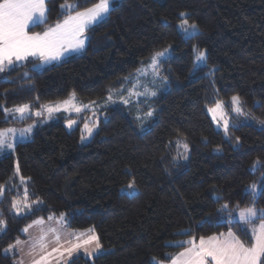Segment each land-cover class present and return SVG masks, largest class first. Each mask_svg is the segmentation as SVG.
<instances>
[{"label": "trees", "instance_id": "16d2710c", "mask_svg": "<svg viewBox=\"0 0 264 264\" xmlns=\"http://www.w3.org/2000/svg\"><path fill=\"white\" fill-rule=\"evenodd\" d=\"M95 1L67 0L78 6L64 10L66 0H45L46 18L37 26ZM181 19L198 26L192 38L177 29ZM86 33L85 49L60 62L36 69L30 60L0 73V127L35 118H13L3 107L33 109L73 92L83 102L104 99L109 90L113 97L127 93L137 69L171 46L158 68L161 84L141 108L98 107L102 115L85 143L79 126L63 124L72 115L58 114L0 154L6 189L0 264H18L5 247L27 223L61 213L67 229L92 228L102 245L94 257L75 256L68 264H166L188 246L177 242L229 230L250 244V228L230 217L241 208H264V0H117ZM193 45L206 53V65L195 70ZM234 95L252 120H239L225 135L207 108L227 105ZM149 109L152 115L139 120L138 110ZM254 183L260 184L255 194L247 189ZM25 187L29 200L42 203L14 213L12 200L23 201Z\"/></svg>", "mask_w": 264, "mask_h": 264}, {"label": "snow or ice", "instance_id": "6c2138e0", "mask_svg": "<svg viewBox=\"0 0 264 264\" xmlns=\"http://www.w3.org/2000/svg\"><path fill=\"white\" fill-rule=\"evenodd\" d=\"M78 5L68 3L67 0L61 5L64 9H74ZM112 10V0H99L98 3L93 4L89 8H85L82 11H75V14H70L63 20V22L57 23L54 27H49L44 32H32L27 31L30 22H43L45 16V0H0V73L4 72L6 68L13 65L16 62L26 61L29 57H37L42 62H51L58 60L66 52L78 51L84 47L87 36L85 35L87 29L93 23L102 20ZM185 13H180L181 17H185ZM178 29L186 38H192L195 35L197 25L195 23H189L187 19H181L177 25ZM171 46H169L170 48ZM169 48H165L162 51L156 52L150 59V65L154 74L159 75L158 68L162 58H165L169 53ZM193 51L195 53L193 60V69L206 65V53L205 51L198 50L193 45ZM37 67V65H33ZM140 69H137L139 72ZM130 80L131 78H125ZM137 95H143L144 93H133ZM155 95V92L148 93ZM119 100L124 104H128L129 100L123 95L117 93ZM75 93L73 92L69 99L61 102L43 105L42 108L51 117L53 113L59 111L62 107L66 111H75L80 113L83 109L95 105L92 101L89 105L77 106L75 103ZM113 99V93L109 90V94L106 98L107 103H115ZM223 107V102L217 101L215 107L209 108V111L213 113V119L218 124H222L225 135L228 134L230 121L225 118L226 113H222L218 118L216 112ZM231 109L234 113L240 116L247 117V113L244 112L240 97H231ZM29 110V105L16 106L13 109L3 107L5 114L18 113L23 116ZM36 116L43 115V112L37 111ZM147 116H151L152 112L146 113ZM98 118L95 117V111L93 109V122L91 125L88 122L84 123L81 140L86 139L87 136H91L93 130L98 126ZM77 123L76 120L68 119L67 126L72 128ZM264 125V121H261ZM31 131V127L26 129ZM15 129L0 130V151L5 149H13L14 144L12 139H9V135L14 137ZM183 147L187 149L188 145L184 144ZM260 162L257 161L253 165L255 168ZM17 173L19 168L17 166ZM20 182L23 184L26 182V178L19 176ZM128 188H133V183L128 185ZM253 194L256 192V185H251ZM5 186L0 185V196L5 192ZM29 193L27 187L24 189L23 201L16 198L12 200V208L17 214H23L25 210L29 213L33 208V204H40L41 201L29 202ZM21 203L23 207H21ZM229 205L227 203L221 205L220 211L227 210ZM231 215V213H229ZM239 220L248 225L251 231V243L246 244L240 239L234 232L229 230L227 234L220 233L219 235H210L207 237L200 236L199 242H196V238L193 237L187 241L177 242L178 245L184 244L190 245L186 247L184 251L179 253L178 256L172 257V264H264V209H256L255 207L241 208L238 212ZM259 219L260 223L257 225L255 221ZM49 222L55 221V226L45 227V220L43 217H38L32 224L26 225L21 229L22 233H28L31 228L37 226L41 229V233L38 237L29 241H21L19 238L14 243L9 244L5 249L6 252L22 251L23 245L27 244L30 248V254L35 253L36 249H40L38 258L33 257L32 264H46L49 256L52 253H60V255L67 254L71 256L74 252L83 250L92 255L97 250L101 249L99 237L95 235L94 230L89 229L87 233H77L75 231L65 232L67 227V221L63 213L59 217L51 215L47 218ZM6 227V221L0 219V232H3ZM182 233L187 234L188 229L181 230ZM63 235V242H62ZM75 241V242H73ZM54 244L55 247L51 248V251H47L49 244ZM18 264H23V261H19Z\"/></svg>", "mask_w": 264, "mask_h": 264}, {"label": "rangeland", "instance_id": "374dc122", "mask_svg": "<svg viewBox=\"0 0 264 264\" xmlns=\"http://www.w3.org/2000/svg\"><path fill=\"white\" fill-rule=\"evenodd\" d=\"M117 1V0H112V5L113 3ZM99 0H96L94 3H92L91 5H88L87 7L85 8H89L91 7L93 4H96L98 3ZM70 3V2H69ZM64 4V3H61V5ZM73 4V3H72ZM46 7V5H45ZM61 7V6H60ZM84 8V9H85ZM64 9V8H63ZM82 9V10H84ZM66 10V9H64ZM82 10H75V11H82ZM75 11L71 14H75ZM46 11H45V16L43 18V21L45 20L46 18ZM70 14V13H69ZM65 15L64 17H62V19H59V20H56V21H53L51 22L50 24H47L45 27H40L37 26L38 24H40L41 22H35V23H32L30 22L29 25H28V28H27V31H29V33H32V32H44L45 30H47L49 27H54L57 23L59 22H63V20L69 15ZM107 16H105L104 18H106ZM103 18V19H104ZM181 20L178 21V23L176 24V26L180 23ZM99 22V21H98ZM97 23V22H96ZM96 23H93L92 25H95ZM189 23H192V22H189ZM90 25V26H92ZM178 29V27H177ZM198 28L195 31V33L197 32ZM180 31V30H179ZM181 32V31H180ZM85 35L88 37V34L85 33ZM184 36V35H183ZM185 37V36H184ZM87 40V39H86ZM86 40H85V44H84V47L78 51H70V52H66L64 55H62L58 60H53L51 62H42L41 60H39V58L37 57H29L26 61H20V62H16L14 63L13 65L9 66L8 68L12 67V66H19V64H23V63H26L30 60H36L34 63H32V66L33 65H37V67H34L36 69H42V67H45V66H48V65H51L53 64L54 62H60L62 60H64L66 57H68L69 55H72V54H75L77 52H81L85 46H86ZM165 48H169V46H166L164 47L163 49H160V50H156L154 51L153 53L155 54L156 52H159V51H162L164 50ZM171 54L170 52V48H169V53L166 57H168L169 55ZM165 57V58H166ZM165 58H162L161 60L165 59ZM151 61L148 63V65H150ZM147 65L143 66V68H141V70L139 72H137V74L135 75V82L132 83V88H130L128 90L127 93H123L122 95L129 100V103L126 104V105H136L137 108H141L142 106L146 105L148 103V99L149 97H152V95L148 94L150 92H157V88H159L160 84H161V75H156L153 73L151 67H146ZM6 68V69H8ZM5 69V70H6ZM158 73H159V69H158ZM167 87V86H166ZM165 87V88H166ZM133 93H144L143 95H137V94H133ZM71 95V94H70ZM70 95H68L66 97V99H69ZM234 96H237V95H234ZM107 97V96H106ZM105 97V98H106ZM101 99L99 101H94L95 102V105L93 106H90L88 108H85L83 109L80 113H76L75 111H66L64 110V108L62 107L59 111L55 112L52 114L51 117L48 116L47 112L42 108V106L40 107H37V108H31L29 106V110L23 115V116H20V114L18 113H8L10 114L13 118H16V119H20L22 120V118L24 117H27V116H35V118H33V120H29V121H25L23 122L22 124H17V123H14V122H11V124H8V125H5L3 127H0V130H4V129H15L16 132L14 134V137L12 134L9 135V139H12V142L13 144L15 145L16 142H19V141H23V140H29L31 139L32 137V133L34 132L35 128L37 126H39L38 124H43L44 122H47V121H52L53 119H55V117H57L58 114H62L64 116L66 115H72L70 118H67L65 121H64V125H65V128L66 129H71L67 126V120L68 119H73V120H76L77 123L75 125H73V127H77L79 126L81 132H82V129H83V126H84V123L85 122H88L90 125L91 123L93 122V109L95 111V117L100 118V116L102 115L101 112L99 113L98 111H96V109L100 106H106L107 104H111V103H105L106 102V99ZM66 99H60V100H55V101H51V102H47L45 103L44 105H48V104H52V103H57V102H61L63 100H66ZM113 99L116 101L115 103H123L121 100H119V98L116 96V97H113ZM93 100L91 101H88V102H83L81 99L78 98V96L75 94V101L74 103L77 105V106H80V105H89L90 102H92ZM222 102V101H221ZM141 104V105H139ZM25 105V104H24ZM28 105V104H27ZM216 105V102L212 104V106H209L207 108V113H208V116L211 117V120L214 122L216 128L218 129H221L224 131L223 127H222V124H218L216 120L213 119V113L209 111V108H213L215 107ZM16 107V106H15ZM14 107H10V109H13ZM244 110V109H243ZM37 111H41L43 112V115L41 116H36L35 113ZM139 112V120H142V121H145V119H148L149 116L146 115V113L148 112H153V109H149V110H145V111H140L138 110ZM245 112V110H244ZM222 113H226V116L225 118L228 119L230 121V125H235L238 123V121H242V122H246V121H251L252 118L251 117H245V116H240V115H237L236 113H234L231 109V99L230 101L227 103V105L223 102V107L221 109H218L217 112H216V116L219 118L221 116ZM247 113V112H245ZM7 115V114H6ZM138 116V115H137ZM239 121V122H240ZM29 127H31V131H26V129H28ZM72 127V128H73ZM97 128V127H96ZM95 128V129H96ZM95 129L93 130V132L95 131ZM93 135V134H92ZM91 135V136H92ZM85 136H86V139L84 140H81L80 138V142L81 143H85L87 142L91 136H87V134L85 133ZM14 149H5L4 151H0V154L1 153H10L12 152ZM17 170V166L15 168V171ZM17 173V171H16ZM19 174V173H17ZM3 185V184H2ZM129 185V184H128ZM254 185H256V192L257 193L260 189V184L259 183H254ZM4 186V185H3ZM249 187L251 188V186L249 185L247 187V189H249ZM135 189L133 188V193L135 192L134 191ZM33 201H36V199H32V200H29V202H33ZM34 205L33 204V208H34ZM21 207H23V204L21 203L20 205ZM32 208V209H33ZM261 209H264V208H261ZM13 212H15V210L13 209ZM26 212H28L27 210H25V212L23 214H26ZM59 217V216H57ZM0 219L1 216H0ZM237 220L238 222L240 221L239 218H238V211L236 213L233 214V216L230 217V220ZM241 222V221H240Z\"/></svg>", "mask_w": 264, "mask_h": 264}, {"label": "crops", "instance_id": "0c3cea01", "mask_svg": "<svg viewBox=\"0 0 264 264\" xmlns=\"http://www.w3.org/2000/svg\"><path fill=\"white\" fill-rule=\"evenodd\" d=\"M45 26H46V25H45ZM45 26H43V27H45ZM41 28H42V27H41ZM86 41H87V40H86ZM85 47H86V46H85ZM84 49H85V48H84ZM84 49H83V50H84ZM37 218H38V217H37ZM35 220H37V219H34L33 221H35ZM44 220H45V227H47V226H49V225H51V226H55V221L49 222V221L47 220V218H44ZM33 221L27 223V225L32 224ZM259 223H260V221H259L258 223H256V224L258 225ZM24 227H25V226H24ZM247 227L250 228L248 225H247ZM89 229H92V228H85V229H83V230H76V229H72V230H71V229H67V228H66L64 231H65V232H72V231H75V232H77V233H87V231H88ZM92 230H93V229H92ZM231 231H232V230H231ZM227 232H228V231L223 232V233L227 234ZM232 232H233V231H232ZM40 233H41V229H40L39 227H37V226H34L33 228H31V229L29 230L28 233H22V237L19 238V239H20L21 241H29L30 238H31V239H34V238L38 237V236L40 235ZM94 233H95V231H94ZM219 234H220V233H219ZM219 234H218V235H219ZM95 235L97 236L96 233H95ZM14 242H15V241H14ZM14 242H13V243H14ZM62 242H63V235H62ZM73 242H75V241H73ZM196 242L198 243V242H199V239H196ZM11 244H12V243H11ZM189 246H190V245L185 246V248H186V247H189ZM22 247H23V250H22V251L16 250V251H11V252H9V253H15V254L17 255V257H16L17 263H18L19 261H23V264H32L33 257H34V256H35V258H38V257H39L40 249L37 248L35 253H31V254H30V248H29V246H28L27 244L23 245ZM52 247H55V245L50 243V244H49V247H48V249H47V251L50 252ZM6 248H7V247H5V249H6ZM185 248L179 250V251L174 255V257H175V256H178L179 253H181L182 251H184ZM100 252H101V249L97 250V251L94 252L92 255H88V254L83 250V248H82V249H80L79 251L74 252L71 256H68L67 254L60 255V253H52L51 256H49V258H48L46 264H68V263L73 259V257H75V256H79V255H80V256H82V257L92 258V257H94L96 254H98V253H100ZM166 264H172V259H171L168 263H166Z\"/></svg>", "mask_w": 264, "mask_h": 264}]
</instances>
